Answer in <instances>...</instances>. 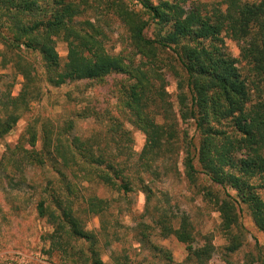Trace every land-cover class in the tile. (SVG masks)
Returning <instances> with one entry per match:
<instances>
[{
    "label": "trees",
    "instance_id": "16d2710c",
    "mask_svg": "<svg viewBox=\"0 0 264 264\" xmlns=\"http://www.w3.org/2000/svg\"><path fill=\"white\" fill-rule=\"evenodd\" d=\"M141 5L147 19L129 9V0L98 6L88 0H0L1 16L13 34L1 35L0 142L49 93L48 87L112 75L127 78L121 101L130 124L146 138L136 154L132 131L117 118L109 116L106 132L90 137L75 134L73 118L63 126L48 118L40 127L29 123L15 145L5 146L0 159L5 191L21 196L36 188L28 175L33 168L50 174L40 185L36 210L52 229L43 238L45 255L59 254L63 264H208L211 238L203 236L204 244L197 246L199 234L189 216L175 213L171 197H157L155 191V182L173 172L181 154L187 181L220 215L229 254L243 246L239 203L264 233V200L253 182L264 178V99L254 97L255 85L264 83V0H223L211 9L199 0H142ZM110 11L126 32V47L118 53L108 49L112 28L103 18ZM151 29L155 32L148 37ZM58 38L68 46L64 63ZM227 39L237 43L240 61L228 50ZM25 53L39 54L49 86H43ZM238 62L245 63L247 74ZM169 75L177 81L178 113L167 90ZM18 77L22 83L15 95ZM73 115L104 120L100 112L86 109ZM180 121L193 123L197 145L187 132L180 136ZM199 173L218 189L199 185ZM98 185L111 196L100 197ZM137 191L146 197L139 216L131 208ZM113 205L118 216L108 222ZM124 216H131L134 225L124 223ZM92 218L100 220L99 230H88ZM130 233L148 254L142 261L128 249H113ZM171 236L187 246L181 263L157 243Z\"/></svg>",
    "mask_w": 264,
    "mask_h": 264
},
{
    "label": "rangeland",
    "instance_id": "374dc122",
    "mask_svg": "<svg viewBox=\"0 0 264 264\" xmlns=\"http://www.w3.org/2000/svg\"><path fill=\"white\" fill-rule=\"evenodd\" d=\"M88 1L98 6L111 4L114 0ZM158 1L152 0L154 4H158ZM141 2L142 0H129V9L147 19V16L142 15ZM199 2L211 9L213 6L221 5L223 0H199ZM112 11H110L108 17L103 18V21L112 28L109 35L110 42L108 43V49L111 53H118L126 47V32L118 19L112 14ZM6 20L0 13V51L4 50L1 35L8 37L13 35L9 31ZM154 32V29H151L148 32V37H153ZM56 45L57 51L64 63L68 54V46L61 38L56 40ZM226 45L233 57L240 61V49L237 43L227 39ZM130 53H132V47L129 42ZM23 56L26 62L32 66L33 70H37L43 80V86H49L46 82L45 70L39 54L25 53ZM238 65L239 68L244 70L245 74L249 72L247 68H244L245 63L238 62ZM251 78H253L252 75ZM21 83L22 78L18 77V84L14 89L15 95L19 93ZM127 83V78L120 75H112L102 81L84 80L66 84L58 89L48 87L49 93L40 102L34 104L31 112L27 113L19 121L14 131L6 136L4 141L0 142V159L5 151V146L15 145L29 123H36L37 127H40L42 121L48 118L54 122L55 126H63L66 121L73 118L76 121L75 134L90 137L104 134L107 130L106 119L112 116L124 122L126 127L132 131L135 139L134 150L136 154H139L145 145L146 138L141 131L135 129L130 124L128 111L123 107L120 88ZM168 84V93L171 95L174 109L178 113V90L175 77L169 75ZM255 86L258 87L254 91L255 99L259 97L264 99V83L258 82ZM84 109H86V112H91L92 114L93 112H100L103 114L104 120L100 121L95 117L76 119L73 113L82 112ZM179 130L180 136L183 137L184 133L187 132L188 140L197 145L198 140L195 136L192 122L183 123L180 121ZM182 158L181 154L178 158V166L173 169L172 173L161 177V179L155 182L154 186L157 197H160L163 193H167L171 197L170 204L174 212L184 213L189 216L195 226V231L199 234L196 240L197 246L204 244L203 236L211 238L214 251L208 264H259L260 258H264V233L260 232L255 226L247 206L241 203L238 205L239 224L243 228L240 230L243 235V246L238 252L229 254L225 250L229 242L221 229L220 215L214 211L213 204L203 200L200 196L199 188L189 184L182 165ZM196 167L198 170H201L197 161ZM28 175L34 181V184H36V188L25 190L21 196L17 191H5L0 179V264H63L62 257L59 254L54 253L52 256L45 255L48 245L43 238L52 229L45 219L39 217L36 210V203L42 197L40 185L49 178L50 174L46 169L33 168L29 170ZM198 177L199 185L211 186L214 190L218 189L216 185L211 184L204 174L199 173ZM253 182L259 186V194L264 200V178L257 177ZM95 189L100 197L111 196V192L103 185H98ZM229 192L233 196H236L234 191L229 190ZM131 199V208L139 216L145 210L146 197L143 193L137 191L134 192ZM117 211V206L113 205L111 211L106 215V220L112 222L114 219L113 214L115 217L118 216ZM122 220L129 226L134 225L131 216H124ZM99 228L100 220L92 218L88 223V230L95 231L99 230ZM157 243L172 253L176 263H181L188 257L186 244L180 242L174 236L168 239L157 240ZM123 248L128 249L133 258L139 261H142L148 255L147 252L139 250L140 246L136 243L133 233L129 234L125 244L122 246L114 245L113 247L116 251H121ZM109 254L110 250L104 253V261L109 262ZM148 263L146 262V264Z\"/></svg>",
    "mask_w": 264,
    "mask_h": 264
}]
</instances>
